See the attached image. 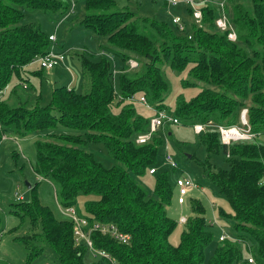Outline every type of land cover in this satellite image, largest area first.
I'll list each match as a JSON object with an SVG mask.
<instances>
[{
  "label": "trees",
  "instance_id": "trees-1",
  "mask_svg": "<svg viewBox=\"0 0 264 264\" xmlns=\"http://www.w3.org/2000/svg\"><path fill=\"white\" fill-rule=\"evenodd\" d=\"M81 1L85 3L82 26L103 38V51L123 64L118 92L112 63L106 57L82 56L80 92L56 84L50 104L32 109L22 103L13 108L0 100V141L12 129L20 137H36L33 170L52 183L58 203L75 206L82 194L86 197L82 216L90 225L112 223L130 235L128 243H121L109 234L91 231L93 247L108 253L115 264H264V0H227L223 10L218 0H211L201 7V25L183 19L184 31L171 19L172 28L156 17L121 8L116 0ZM70 6L60 0H0V91L52 45L39 26L24 22L25 10H62L63 14ZM185 8L191 18L190 8ZM221 12L236 33L234 41L228 30L215 25ZM133 58L136 68L129 67ZM164 66L188 71L184 87L203 84L190 100L177 99L174 116L179 123L205 124L198 143L208 155L223 152L228 165L206 171L228 201L232 215H221L237 239L220 241L217 236L210 259L205 253L214 241L211 227L215 225L207 220L204 206L190 200L180 243L174 246L169 242L176 225L169 215L174 194L169 171L153 174L152 193L138 180L160 163L163 132L157 130L147 143H136V137L149 130V118L137 111L136 103L124 99L144 96L151 105L168 111L165 100L170 86ZM243 108L255 137L227 146L217 126L237 125ZM87 142L103 143L117 163L112 168L102 165L86 148ZM37 188L38 182L30 185L29 200L21 199L9 210L28 225L25 233L14 236L25 250L24 264H31L46 248L55 252L54 264H111L101 255L94 256L99 262L85 260L90 250L75 243L72 221L43 204ZM90 195L93 198L88 199ZM3 223L0 213V233Z\"/></svg>",
  "mask_w": 264,
  "mask_h": 264
},
{
  "label": "rangeland",
  "instance_id": "rangeland-1",
  "mask_svg": "<svg viewBox=\"0 0 264 264\" xmlns=\"http://www.w3.org/2000/svg\"><path fill=\"white\" fill-rule=\"evenodd\" d=\"M65 4H70L72 0H60ZM76 1V0H74ZM121 8L148 18L156 17L158 20L170 23L173 17H181L184 20H191L184 4L165 5L161 0H116ZM68 10V9H67ZM85 12V3L77 0L75 12L69 10L62 14L61 11L43 12L35 11L30 13L25 10L24 22L34 23L39 26L46 35H53L56 39L53 44L54 51L64 52L66 62L64 65L51 71H42L36 63L25 68L20 77L13 75L7 84L4 95L0 100L6 102L10 107H18L21 103L32 109L36 106L45 107L50 104L52 88L56 84H68L72 81L71 87L77 92L82 90L83 79L80 70V58L87 56L98 60L106 57L116 70L114 74V86L118 92V77L122 68V62L118 58L103 51L105 41L94 33L86 30L82 26ZM170 25V24H169ZM172 28V25H170ZM104 53V54H103ZM134 59V58H133ZM115 66V68H114ZM68 67V68H66ZM165 78L169 83V93L165 104L170 114L174 115L175 103L182 97L190 100L200 90L202 83L195 87H184L183 80L189 79L188 71L177 72L168 66L163 67ZM37 72H40L39 74ZM25 80V83L22 82ZM135 104V103H134ZM137 111L152 118L155 113L139 104H135ZM165 133H162L163 143L158 151V162L162 161V150L165 141L169 147L168 152L173 155L178 166L176 170L168 168L163 163L161 170L169 171V179L174 183L177 176H189L196 184L186 196L184 205L178 204V191L169 208V215L176 223L169 235L170 244L177 246L180 243L184 225L179 222L181 217H187L190 200L200 202L205 208L207 220L219 219L224 225L228 222L221 214L232 215L231 208L226 197L219 192L215 184L211 181L208 170L227 168L225 154L208 155L204 146L198 143V134L189 124L180 123L166 124ZM36 137H20L14 129L3 134L0 141V213L3 215L4 231L0 233V262L8 264H24L25 250L21 243L14 240V236L25 233L28 229L27 223H20L17 217L10 214L11 205L18 202L17 194L23 195L26 201L30 198L27 184L33 185L38 182V194L41 202L50 206L55 212L64 217L58 210V197L55 188L47 179H40L35 174L33 167L36 160ZM86 148L93 153L96 160L107 168H112L117 163L108 153L103 143L87 142ZM206 168L208 169L206 171ZM159 169V170H160ZM139 182L144 188L152 193L155 186V176L149 172L139 177ZM175 187V186H174ZM93 198V195L87 197ZM86 197L80 194L75 207L79 213L85 214L84 204ZM215 210V212H213ZM222 211V212H221ZM222 220V221H221ZM16 227L12 230L11 228ZM215 235L214 241L206 249V258L210 259L214 248L217 245V236L223 232L218 226H212ZM225 231L234 232L231 226H226ZM56 254L50 248L36 257L31 264H54ZM87 262H99L98 257H94L90 251L85 255Z\"/></svg>",
  "mask_w": 264,
  "mask_h": 264
},
{
  "label": "built area",
  "instance_id": "built-area-1",
  "mask_svg": "<svg viewBox=\"0 0 264 264\" xmlns=\"http://www.w3.org/2000/svg\"><path fill=\"white\" fill-rule=\"evenodd\" d=\"M167 6L176 5L178 3L184 4L185 7L190 8L191 10V19L197 25H201L202 19V10L201 7L206 5L207 3H211V0H161ZM227 0H218L216 4L223 10ZM76 2L74 0L71 1V6L69 13H72ZM171 21L180 31L185 30V23L181 17H173ZM215 25L220 30H228V38L232 41L236 39V33L234 32L231 24L229 23L226 14L221 12L220 15L215 19ZM49 40L52 43L50 48L43 54L35 55L32 59L31 63H36L40 69L51 71L52 69L64 65L66 62V55L64 52H56L54 51L53 44L56 39L53 35H49ZM104 54V53H103ZM129 67L136 68L138 66V62L135 59L129 60ZM67 68V67H66ZM116 73V70L114 69ZM70 87V86H68ZM1 93V91H0ZM119 99L122 97L119 95ZM126 102L137 103L147 109H151L154 111L155 115L149 119V130L146 133L139 134L135 141L138 144H144L151 140L153 134L160 130L162 132L165 131L166 124H180L179 120L176 116L170 114L171 112L165 109H158L154 105H151L144 96H130L124 99ZM193 129L196 134H200L204 132L207 128L205 124H194ZM217 130L219 132V136L221 142L225 145H229L232 142L239 141H250L255 137V133L251 131V128L247 121V109L243 108L240 112L239 123L237 125L231 126H217ZM169 147L167 145V141H165L163 154H162V163H165L169 168L176 170L177 162L173 158V155L168 152ZM157 171V167L153 166L149 169V174H154ZM264 183V177L262 179ZM175 186L178 191V204L183 205L186 201V196L192 188H196L197 184L187 175L185 176H177L175 178ZM18 200L23 199V195L17 194ZM59 212L64 216L70 219L73 223V236L76 244L84 243L89 248L92 255H101L108 259L111 264H115L114 259L109 256L108 253L100 250H96L90 238V233L92 230L100 231L103 234H109L114 239L118 240L121 243H128L130 240V235L128 233H124L120 231L114 224H104L99 222H94L92 225L89 224L88 219L86 217L79 214L75 208V206H67L64 207L60 203H58ZM179 222L182 224L186 222V217H181ZM213 225H216L223 229V232L220 233L218 239L220 241L225 239H237L236 237H232V235L225 231L224 226L219 223V221L214 218L213 221H210ZM248 261L254 263L253 256L248 257Z\"/></svg>",
  "mask_w": 264,
  "mask_h": 264
},
{
  "label": "crops",
  "instance_id": "crops-1",
  "mask_svg": "<svg viewBox=\"0 0 264 264\" xmlns=\"http://www.w3.org/2000/svg\"><path fill=\"white\" fill-rule=\"evenodd\" d=\"M76 8V7H75ZM73 14H74V10H73V12H72ZM71 14V13H70ZM31 64H33V63H31ZM30 64V65H31ZM29 66V65H28ZM28 66H26V67H28ZM25 67V68H26ZM58 67H60V66H58ZM58 67H56V68H58ZM25 68L23 69V71L21 72V74L22 73H24V70H25ZM56 68H54V69H52V71L53 70H55ZM68 68V67H67ZM42 71H44L45 72V70H43L42 69ZM22 82H24L25 83V80H22ZM68 86H70L71 87V85H72V81H70L68 84H67ZM7 87H5L2 91H1V93H0V97L2 96V95H4V93H5V89H6ZM162 161H161V163H159L158 164V166H157V170H159L160 168H161V166H162ZM151 175H153V174H151ZM172 185H173V191H174V195H175V193H176V191H177V188H176V186H175V179H174V183L172 182ZM175 186V187H174ZM23 198H24V196H23ZM76 208V207H75ZM77 210V209H76ZM213 212H215V210H213ZM79 213V212H78ZM79 214H81V213H79ZM82 215V214H81ZM221 225H223L224 226V229L226 228V226H228L226 223V225H224L222 222H219Z\"/></svg>",
  "mask_w": 264,
  "mask_h": 264
},
{
  "label": "water",
  "instance_id": "water-1",
  "mask_svg": "<svg viewBox=\"0 0 264 264\" xmlns=\"http://www.w3.org/2000/svg\"><path fill=\"white\" fill-rule=\"evenodd\" d=\"M27 186H28V189H29L30 188V185L28 184Z\"/></svg>",
  "mask_w": 264,
  "mask_h": 264
}]
</instances>
